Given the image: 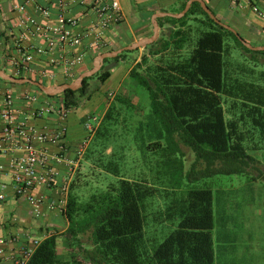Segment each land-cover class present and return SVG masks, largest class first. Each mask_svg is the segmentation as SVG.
<instances>
[{"label": "trees", "instance_id": "obj_1", "mask_svg": "<svg viewBox=\"0 0 264 264\" xmlns=\"http://www.w3.org/2000/svg\"><path fill=\"white\" fill-rule=\"evenodd\" d=\"M165 22L170 24L167 31L145 47L148 52L129 72L148 91L149 111L136 124L137 104L131 97L115 95L85 154V161L106 174L107 182L86 199L76 181L71 185L64 235L83 246L82 255L61 258L58 237L52 234L37 246L28 264H216L213 190L193 185L217 174H247L258 163L251 151L264 146V50L246 47L198 1L181 18H160V27ZM139 49L107 58L78 90L45 96L68 109L78 108L93 95L91 79L106 82L112 69ZM113 50L110 46L102 51ZM109 63L113 66L108 68ZM184 147L194 156L189 167ZM160 198L162 205L156 204ZM150 209L161 223L177 222L161 242L146 234Z\"/></svg>", "mask_w": 264, "mask_h": 264}, {"label": "built area", "instance_id": "obj_2", "mask_svg": "<svg viewBox=\"0 0 264 264\" xmlns=\"http://www.w3.org/2000/svg\"><path fill=\"white\" fill-rule=\"evenodd\" d=\"M31 1L25 0L14 6L21 16L9 28L10 43L0 44V61L16 77L40 78L50 83L59 77L75 79L85 69L91 50L100 53L111 46L110 31L125 18L122 0H53L56 13L47 5H37L35 10L40 13L39 17L28 11ZM233 1L251 5L252 10L264 20V11L258 4H252L251 0ZM70 3L82 7L79 15L66 14ZM37 38H42L45 45L37 44ZM44 63L46 66H42ZM0 95V157L5 158V162L0 163V186L3 190L0 200L5 198L4 191L9 185L2 178L9 175L14 194L27 200L34 215H43L45 206L50 211L65 212L74 167L85 157L102 118L88 116L84 123L88 135L79 144L70 145L66 142L67 118L73 109L64 107L61 101L50 99L42 92L18 96L7 90L0 91ZM21 109L27 110L22 118L18 116ZM47 117H54V122L43 126L31 122L32 119ZM52 147L56 150L52 151ZM71 151L77 155L75 164L68 157ZM61 164L71 167L58 188L59 195H49L43 189L56 188ZM28 240L16 255L8 254L3 241H0V264L5 261L9 264H28L42 241L30 240V236Z\"/></svg>", "mask_w": 264, "mask_h": 264}, {"label": "crops", "instance_id": "obj_3", "mask_svg": "<svg viewBox=\"0 0 264 264\" xmlns=\"http://www.w3.org/2000/svg\"><path fill=\"white\" fill-rule=\"evenodd\" d=\"M173 1L174 0H122L121 2L125 18L122 23L110 31L109 39L111 41V47L129 45L133 42L139 41L140 39L151 37L155 29L154 20L156 14L161 12L179 13L175 12V10L183 3L184 0H179L173 9L168 8L169 4ZM204 1L209 3V6L217 11V15L222 17L226 23L233 26L239 33H242L253 42L264 43V20L252 10L251 5L245 4L243 1L234 2L233 0ZM24 2L25 0H0V44L3 42V44L10 43V37L8 36L9 28L13 27L17 22V19L21 16V13L14 9V6ZM37 5H47L52 9L53 13H56L57 11L53 0L52 2L49 0H33L29 2L28 11L38 17L40 16V13L35 10ZM258 5L264 11V0L259 1ZM81 10L82 7L79 4L70 3L66 7V14L69 16H77L81 13ZM166 16H158V23L160 18ZM169 26L170 24L165 22L163 28L160 27L159 37L162 31H167ZM36 43L39 45H45V41L42 38H37ZM1 47L2 45H0V48ZM95 53V49L88 53L87 63L89 58L95 56ZM139 60L140 58L137 61ZM42 66H46V64L44 63ZM124 67L125 65L123 63L114 67L111 71L112 74L109 79L118 78ZM0 69H4L5 71H8V73L10 72V70L4 66V62L2 61H0ZM126 78L127 77H124V81L121 83L124 84ZM63 80V78L59 77L55 82H46L48 85H55L58 83L60 84ZM121 83L118 84V87L123 86ZM114 88L102 90L100 87L95 93L99 95L97 96L98 99L94 105H90L87 103L89 100H86L80 107L73 109L69 113L67 118L66 136V142L68 144H79V142L88 135V131L84 125L88 116L98 115L101 118L104 116L109 104L115 97V94H113ZM7 90L18 96L24 95L25 93L39 92L32 89L27 84L16 86L0 80V91L4 92ZM95 94H93L92 97ZM0 101H2L1 95ZM21 103L24 104L25 100L22 99ZM26 113V109H21L18 116L22 118ZM54 120V117H47L42 119H32L31 122L37 124L38 126H43L53 123ZM51 150L55 151L56 148L52 147ZM68 157L74 164L78 161L77 155L73 151L68 153ZM1 162H5L4 157H0V163ZM84 163H87V161H85V157L80 159L74 167L73 182L76 181L77 174ZM70 167L71 166L68 164H61V175L57 179L56 188L43 190L49 195L58 196V188ZM2 181L8 183L9 185L4 191L5 198L0 200V241H3V244H0L6 246L8 254L16 255L21 247L29 242V236L30 240L34 238L43 240L54 233L58 237L59 247L63 243H70L64 235L69 227V221L65 212L60 210L50 211L47 206H45L43 215L36 216L33 214L31 206L27 200L22 197H17L14 194L13 186L10 184L11 177L9 175L4 176ZM1 192H3V190L0 186V193ZM65 246L67 247V245ZM2 264L9 263L5 261V263Z\"/></svg>", "mask_w": 264, "mask_h": 264}, {"label": "rangeland", "instance_id": "obj_4", "mask_svg": "<svg viewBox=\"0 0 264 264\" xmlns=\"http://www.w3.org/2000/svg\"><path fill=\"white\" fill-rule=\"evenodd\" d=\"M178 2L179 0H174L168 8L173 9ZM124 46L126 45L112 46V48L117 50ZM103 52L106 51L100 53ZM147 52V48L141 47L139 51L131 53L129 58L123 60L120 64L123 63L125 67L118 78L109 79L102 84L98 78L90 80L89 90L93 94L97 92L98 87H101L102 90L115 87L113 94H123L131 97L137 104V112L134 118L136 124L143 120L149 111L150 97L148 91L137 85L130 77L129 72L135 61ZM111 66H113V63L107 64L108 68ZM124 77L127 78L123 84L121 82L124 81ZM75 79H72V81ZM120 83L123 86L118 87ZM98 95L95 94L89 99L91 102L87 101V103L94 105ZM184 149L188 152L186 159L187 167H189L194 156L188 147H184ZM251 153L258 162L250 168L251 173L217 174L200 180L193 185L198 188L209 187L213 190L215 222L213 237L216 264H264V146L259 150L251 151ZM142 164L145 165L143 162ZM123 170H125L124 167ZM253 176L256 179H253ZM106 182V174L87 162L81 166L75 185L81 198L86 199L93 189L104 185ZM161 200L162 198L156 200V204L160 203L162 205L163 201ZM155 206L157 205L154 204ZM157 209L158 207H155L154 211ZM148 216L145 221V226L149 225L146 234L148 233V236L152 238L157 236L159 238L158 242H161L177 227V222L161 223L151 209ZM84 241H87L86 237ZM63 244L59 247L61 258L71 259L74 254L82 255L83 246L81 244L67 242Z\"/></svg>", "mask_w": 264, "mask_h": 264}, {"label": "water", "instance_id": "obj_5", "mask_svg": "<svg viewBox=\"0 0 264 264\" xmlns=\"http://www.w3.org/2000/svg\"><path fill=\"white\" fill-rule=\"evenodd\" d=\"M195 1L200 2L202 8L218 24H220V25L224 26L225 28L234 32L235 35L240 39V41L246 47H248L252 50H264V45L252 44L250 41L243 38L241 36V34L233 26H231L228 23H225L224 21L220 20L214 14V12L210 9V7L207 5V3L204 0H188L186 2L185 8L179 13L161 12V13L156 14V17L154 20L155 29H154V33L151 37L140 39L137 42H133L129 45H126V46H124L120 49L114 50V51H106V52L97 54L93 60L92 67L90 69H87L84 72H82L75 80H73L71 82L55 84V85H47V84H44V83L37 81L35 79H32V78L16 77V76L8 73L4 69H0V78L5 80V81H8L10 83H14V84H20V85L30 84L32 86L37 87L46 96H57V95L64 93L68 89L78 90L79 88H81L83 86L86 78L94 76L103 68V66L105 64V60L107 58H114V57L118 56L119 54L123 53L124 51L135 50L137 48L146 47L147 45L154 43L159 38V34H160V25H159L158 20H157L158 16H161V15L166 16L167 15V16H171V17L181 18L188 12L191 5Z\"/></svg>", "mask_w": 264, "mask_h": 264}]
</instances>
